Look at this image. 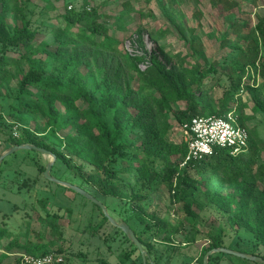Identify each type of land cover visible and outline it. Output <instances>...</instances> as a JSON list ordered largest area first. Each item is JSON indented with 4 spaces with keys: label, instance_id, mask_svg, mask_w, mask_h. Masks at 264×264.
Returning <instances> with one entry per match:
<instances>
[{
    "label": "trees",
    "instance_id": "trees-1",
    "mask_svg": "<svg viewBox=\"0 0 264 264\" xmlns=\"http://www.w3.org/2000/svg\"><path fill=\"white\" fill-rule=\"evenodd\" d=\"M43 1L47 9H56L52 0ZM75 1L69 0L73 5L67 4L62 14L40 23L41 26L55 28L61 38L56 51L37 58L28 57L25 52L43 33L37 19L42 12L31 7L30 0H0V72H6L18 60L23 61L24 68L10 111L31 116L36 122L33 132L26 131L24 136L17 138L11 134V146L33 144L53 152L63 161H67L66 155L69 154L82 163L78 167L79 172L83 173L85 168L91 171L90 178L104 171L105 178L99 175V181L102 192L107 196L118 195L115 185L110 182L116 175L108 166L117 160H122L124 167L148 165V190L141 188L137 196L152 195L163 186L172 203L177 204L179 213L195 221H199V213L194 211V204H199L200 198L196 196L199 188L190 182L192 173L204 174L209 180L218 176L223 181L234 182L232 193L205 195L207 203L203 208L215 204L228 215L225 221L215 218L208 225L210 242L203 256L213 249L228 248L264 258V162L255 164L259 150L253 138L249 150L237 156H232L225 149H217L213 154L190 161L183 167L180 162L168 163L161 171L153 167L154 160L161 156L164 141L175 128L166 118V106L186 103L185 110L176 111L179 128L195 117L225 116L233 109L237 93L255 89L257 78L249 73L250 68L260 66L259 76L264 78V10L255 12L253 22L240 16L233 18L229 29L235 38L229 34L223 38L221 48H228L230 52L221 62L197 63L188 67L181 60V50L167 38L165 31L147 32L156 44V50L149 52L142 31L129 35L122 25L119 31H112L102 21L99 7L88 9L90 0H82L78 7ZM134 1L138 0H123V10L117 21H122L132 12H142L135 8ZM209 1L213 8L221 7L226 12L241 11L238 0ZM9 15H14L16 20L12 28L6 23ZM121 32H124L122 38ZM191 32L194 34L196 30ZM133 35L138 36L136 43L140 50L131 55L121 48ZM191 44L206 61L203 46L196 39H192ZM45 48L48 45L42 43L41 49ZM142 65L146 68L142 69ZM216 68L227 72L230 80L228 90L217 103L210 97L212 86L205 84L210 72ZM133 72L137 76L135 84L130 77ZM254 101L264 113V101L257 97ZM237 106L243 117L241 104ZM187 152V145L182 143V162ZM6 162L7 159L3 165ZM248 175L254 177L252 184L246 179ZM191 198L194 201L191 202ZM231 202L235 204V210ZM141 203L137 217L147 220L140 232H134L148 252L147 263L160 264L162 254L157 252L150 237L165 233L163 242L174 245L172 235L177 233V229L168 232L167 221L157 213H148ZM102 221L103 225L109 223L104 214ZM215 222L219 224L216 229ZM153 223L157 225L155 232H152ZM226 226L235 230L238 239L240 231L251 227L259 248L249 250L240 242L228 245L224 237ZM126 240L130 242L128 238ZM135 249L142 259L138 248ZM27 251L29 255L44 256L50 252L49 244L43 247L34 244ZM123 255L125 260L122 264L133 258L130 252ZM18 261L8 264H18ZM136 261L133 259L131 264H136ZM227 263L259 264L226 253L214 254L209 259V264Z\"/></svg>",
    "mask_w": 264,
    "mask_h": 264
},
{
    "label": "rangeland",
    "instance_id": "rangeland-1",
    "mask_svg": "<svg viewBox=\"0 0 264 264\" xmlns=\"http://www.w3.org/2000/svg\"><path fill=\"white\" fill-rule=\"evenodd\" d=\"M238 1L241 3V11L237 9L226 12L221 7L213 8L209 0H138L134 1L133 5L142 12H132L120 22L117 19L123 10V0H90L88 9L99 7L102 21L107 23V27L112 31L120 29L122 25L129 35L144 32L145 43L152 52L156 50V44L147 37V32L165 31L167 38L181 50L179 52L182 54L181 60L186 66L192 67L197 63L204 65L205 62H221L230 52L228 48L225 50L221 48L223 38L228 34L231 38H235L229 29V23L233 18L240 16L253 22L255 12L264 10V0ZM52 2L56 7L55 10L47 9L43 0H30L31 7L42 12V16L37 19L39 30L43 33L39 34L35 42L27 48L25 53L28 57L44 58L45 54L57 49L61 35L55 28L41 26L40 23L42 20L62 14L67 4L72 3H69V0H52ZM82 3V0H76L75 6L79 7ZM6 23L10 28L14 27L16 25L14 15H9ZM192 29L196 30V33L192 34ZM123 35L124 32H121L120 38ZM192 39H196L203 46L206 61L202 59V53L191 44ZM42 43L47 44L48 48L42 50ZM126 43L125 41L122 50L123 48L126 50ZM11 56L19 57L15 54ZM18 61L8 67L6 72H0V155L12 147V140L9 138L11 134L14 137L15 133L18 137L24 136L26 131L33 132L36 124L31 116L12 114L10 111V104L17 94L24 73L23 61ZM259 72L260 66L250 68L249 73L257 78L255 89L241 90L235 95L234 102H236L233 103L241 104L243 110L241 117L259 150L256 165L264 162V113L254 101L256 97L264 101V78L259 76ZM130 77L135 84L136 74L133 72ZM205 84L212 86L210 97L217 103L229 88L228 73L219 68L213 69ZM186 107L185 102L173 103L165 107L166 118L175 128L164 141L161 156L154 160L153 167L159 171L168 163L180 162L181 167L185 166V160L181 161L184 141L177 126L176 111H183ZM63 135L64 133H61V136ZM66 156L67 161L58 158L54 161L51 156L34 150H20L8 156L4 165L2 163L0 167L2 169L0 171L1 264L13 263L17 259L20 261L22 256L30 254L27 248L34 244L42 247L44 244H49L50 252L61 250L65 259L64 264H122V260H125L123 254L126 252L132 253L133 258L127 260L125 264H131L133 259L137 260L136 264H143L135 249L136 246L133 247L132 242L126 240L128 237L121 229L110 222L103 225V214L91 201L44 177L46 166L52 162H54L51 171L53 177L81 187L94 195L106 205L110 216L118 223H129L133 230L140 232L147 220V218L140 220V217H137L141 201V205H145L148 213H157L167 221L168 232L172 233L177 229V233L172 235L176 247L163 242L166 240L165 233L150 237L157 252L162 254L160 264L204 263L203 251L210 242L208 225L215 218L217 221H225L228 215L215 204L203 208L207 203L205 195L232 193L235 190L234 182L223 181L218 176L209 180L206 175L193 172L190 182L199 188L196 196L199 195L200 198V203L194 204V211L199 213V221H195L192 218L186 219L179 213L177 204L172 203L169 192L163 186L152 195L137 196L141 188L148 190L146 187L150 176L148 165L124 167L122 160H117L108 166L116 175L110 182L115 185L118 195L107 196L102 192L99 181V175L105 178L104 171L90 178L92 174L90 170L85 168L83 173L79 172L78 167L82 163L73 157L72 159L69 154ZM246 179L250 184L255 181L253 175H248ZM111 186L107 188L110 190ZM190 200L194 201L193 198ZM231 206L235 210V204L231 202ZM154 224L156 223L152 225V232L157 230V225ZM218 226L219 224L215 222V229ZM235 234H237L235 230L226 226L224 237L228 245L240 242L243 248L249 250L259 248V242L251 227L240 231L239 239ZM147 264L153 263L148 261Z\"/></svg>",
    "mask_w": 264,
    "mask_h": 264
},
{
    "label": "built area",
    "instance_id": "built-area-1",
    "mask_svg": "<svg viewBox=\"0 0 264 264\" xmlns=\"http://www.w3.org/2000/svg\"><path fill=\"white\" fill-rule=\"evenodd\" d=\"M69 8L71 9V7ZM142 36L144 40V32ZM147 37H149L148 34ZM137 38V35H133L130 40L126 41V50L131 55L140 50L136 43ZM145 45L148 49L146 43ZM149 52L152 51L149 50ZM141 67L142 69L146 68L145 65ZM180 132L188 149L184 165L193 160H201L213 154L217 149H225L232 156L240 155L249 150L252 138L249 129L238 113L237 105L225 116L195 117L186 122L180 128ZM15 137H18L16 133ZM64 261L62 254L49 252L44 256L24 255L18 264H64Z\"/></svg>",
    "mask_w": 264,
    "mask_h": 264
},
{
    "label": "water",
    "instance_id": "water-1",
    "mask_svg": "<svg viewBox=\"0 0 264 264\" xmlns=\"http://www.w3.org/2000/svg\"><path fill=\"white\" fill-rule=\"evenodd\" d=\"M20 150H34L43 154H46L48 156H51L53 158V160H56V155L45 149L42 147H38L36 145L33 144H21L19 146H12L9 149H7L5 152H3L0 155V167L3 163V161L10 155L15 154L16 152L20 151ZM53 164L49 163L46 166V169L44 171V177L51 181L54 182L60 186H63L65 188L71 189L74 192L80 194L81 196L85 197L86 199H88L89 201H91L93 204H95L96 206H98L102 211L104 216L109 220V222L121 229L125 235L128 237V239L135 244V246L138 248L139 252L142 255V259H143V263L147 264V257H148V253L145 251L144 247L142 246L140 240L137 238L133 228L130 226V224L126 223V222H122V223H118L114 218H112L108 212V208L106 207V205H104L98 198H96L94 195H92L91 193H89L88 191L84 190L81 187L78 186H74L72 184H69L67 182L61 181L55 177L52 176L51 171L53 169ZM217 253H226V254H230V255H235L237 257L240 258H244V259H248L250 261L259 263V264H264V258L260 257V256H256V255H252V254H246V253H242V252H238V251H234L228 248H218V249H213L211 251H209L205 257H204V263L203 264H209V259L212 255L217 254Z\"/></svg>",
    "mask_w": 264,
    "mask_h": 264
}]
</instances>
